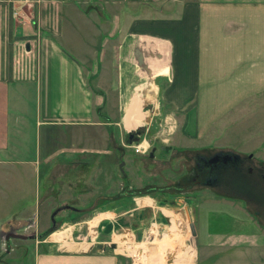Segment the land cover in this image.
I'll use <instances>...</instances> for the list:
<instances>
[{"label":"crops","instance_id":"1","mask_svg":"<svg viewBox=\"0 0 264 264\" xmlns=\"http://www.w3.org/2000/svg\"><path fill=\"white\" fill-rule=\"evenodd\" d=\"M92 32L97 47L90 46ZM257 97L260 136L248 142L259 146L264 170V0H0V176L9 209L12 193L34 178L44 179L39 208L76 193L90 206L107 201L109 192L92 195L100 186L96 162L111 147L122 156L125 135L129 142H136L129 136L144 138L165 113L175 123L169 145L182 148L183 131L198 138L214 134ZM256 182L248 184L254 196L243 212L230 210L236 202L208 201L209 212L190 223L196 231L191 241L183 234L184 212L193 207L183 198L167 203L140 195L129 211L110 207L99 213L100 221L124 229L123 217L137 214L135 236L147 213V229L164 232L162 240L173 243L163 244L167 255L180 248L175 264H264V202L255 197ZM40 211L15 218L38 226ZM238 225L244 230L236 231ZM54 233L50 239L59 245L37 239L29 264H121L127 251L119 245L122 251L99 250L96 244L109 239L97 241L93 234L75 241ZM131 244L139 258L147 257L146 242Z\"/></svg>","mask_w":264,"mask_h":264},{"label":"rangeland","instance_id":"2","mask_svg":"<svg viewBox=\"0 0 264 264\" xmlns=\"http://www.w3.org/2000/svg\"><path fill=\"white\" fill-rule=\"evenodd\" d=\"M96 6L98 7V5ZM90 19L92 20L90 23L98 24V18L91 17ZM93 36L96 40L90 46L95 47L98 38L97 34L92 32ZM259 107V98L252 99L248 102V109L238 111L236 116H233L228 124H225L224 128L219 129L214 134L210 132L204 138H198L183 131L182 148L177 144L169 145L171 136L175 134V123L172 119H167L168 115L165 113L160 114L154 118L146 136L136 141V143H140L144 139L149 141L150 148L145 153H138L130 146H123L124 154L122 156L119 150L113 147L109 149L111 152L105 151L99 154L100 158L96 162V170L99 172L100 186L92 195L96 197L108 192L109 194L105 197L107 201L100 200L93 206H90L92 203L87 204L83 198H79L81 194L76 193L71 198L65 200L61 198L59 204L53 208H39L38 203L36 206V199L42 194V187L45 185L43 178L41 181L39 178L38 181L34 178L31 181L25 179L22 186L20 185L21 189L19 186L18 192L12 193V209H9V193L3 185L5 179L0 176V207L4 206L0 208V264H29L35 256L36 249H38L37 239H39V243L46 239L50 244L59 245L58 242L52 240V234L66 229L67 238L71 237L75 241L90 240L92 234L97 235V241L103 238L109 239L107 240L108 243H117L114 236L127 238V242L119 240L116 248L122 251L118 247L119 245L127 250L123 252L125 256H122L121 264L177 263L180 257L178 258L176 255H179L180 248L175 246L173 254L170 257L167 255V252L163 250V244L169 246L173 243L162 240L164 232L158 231L155 234L152 230L147 229L150 220L147 213H142V224L139 225L140 230L136 231L135 236L131 229L138 219L137 214L134 217L131 215L123 217L124 221L121 223L124 225V229L117 223L116 228H114V223L111 220H102L97 224L96 233H93L90 230L89 221L100 216L99 213L109 210L110 207H117L116 211L119 213L130 209L135 204L134 199L140 195H154L158 199H164L167 203L177 202L178 198H183V200L189 201L193 207V212L191 210L184 212L188 223L185 224L183 234L191 241L193 234L188 225L191 226V222L199 223L201 216H203L202 213L207 214L209 212L208 209H205L208 201L236 202L237 208L230 210L243 212L242 205L246 202L245 200L254 196L249 194L248 184L251 181H257L254 194H256L255 197L258 201L264 202V178L262 177L264 170L261 165L263 162L258 157L259 146L249 145L248 142L250 137L255 139L260 136ZM129 130L137 131L134 127L129 128ZM195 137L198 139H194ZM127 142L129 140L125 135V145ZM153 149L155 152L154 156L151 157ZM131 153L138 154V157H132ZM218 153L221 155H238V158L237 160L232 158L227 163L220 162L221 160L218 163L204 162V158L209 160ZM252 153L255 156L250 157L249 155ZM156 154L159 155V160L155 159ZM152 174L157 175L153 176ZM109 177L116 182L113 190L110 188L111 180ZM120 183L123 185L122 189ZM17 197H20L19 201H15L14 198ZM90 199L93 200L94 197ZM65 206H72L73 208L68 207L54 215L58 208ZM23 211L29 213L40 211L41 223L37 226L33 224V219L28 224L17 223L18 219L15 216L20 215ZM262 222L264 224V219ZM237 227L239 228H236V231L244 230L243 225ZM10 233L23 234L26 235V238L13 237L8 235ZM33 233L36 234L33 235ZM111 233L113 238L110 237ZM140 242H146L148 245V250L145 253L148 260L143 256L139 258L138 253L131 251V243ZM20 258L22 259L20 260Z\"/></svg>","mask_w":264,"mask_h":264},{"label":"water","instance_id":"3","mask_svg":"<svg viewBox=\"0 0 264 264\" xmlns=\"http://www.w3.org/2000/svg\"><path fill=\"white\" fill-rule=\"evenodd\" d=\"M129 137H130V141H139V138H135V137H133V136H129ZM153 156H154V151L151 152V157H153ZM219 156H220V154H216L213 158H211L210 161H211V162H215V161L218 159ZM171 203H174V202L172 201ZM68 207L73 208L72 206H65V207L58 208V209L54 212V215H55L58 211L63 210V209H66V208H68ZM54 215H53V216H54ZM191 230H192V233L195 235V234H196V231H195V226H194L193 223L191 224ZM8 235L13 236V237L26 238V235H23V234L10 233V234H8ZM107 247H110V248L115 249V248H117V243H115V242H111V243H108V242H107V243L98 242V243L96 244V248L99 249V250H105Z\"/></svg>","mask_w":264,"mask_h":264},{"label":"bare ground","instance_id":"4","mask_svg":"<svg viewBox=\"0 0 264 264\" xmlns=\"http://www.w3.org/2000/svg\"><path fill=\"white\" fill-rule=\"evenodd\" d=\"M152 83V82H151ZM152 86L154 87V84L152 83ZM153 89H155V88H153ZM150 90V89H149ZM152 91H154V90H152ZM151 91V92H152ZM156 91H157V89H156ZM153 95V94H152ZM155 96V95H154ZM151 99H152V97H150ZM149 98V100H151ZM144 99V98H143ZM139 100V99H138ZM141 100V99H140ZM155 100V99H154ZM142 101V100H141ZM156 101V100H155ZM131 110V109H130ZM136 110V109H135ZM137 111V110H136ZM149 112V111H148ZM150 113V112H149ZM148 113V114H149ZM138 116V115H137ZM147 116V115H146ZM135 117H136V115H135ZM151 117V116H150ZM133 118H132V114L131 113H129L128 114V121L130 122V123H133V120H132ZM144 145H147V142H145L144 143ZM103 216L102 215H100V216H98V217H96V218H94L93 220H91V221H89V224H90V229H92V227H96V225L98 224V222L100 221V219L102 218ZM67 230V229H66ZM66 230H61V231H56L55 233H54V237L55 238H64V237H66L67 236V231ZM70 233H71V231H70Z\"/></svg>","mask_w":264,"mask_h":264},{"label":"built area","instance_id":"5","mask_svg":"<svg viewBox=\"0 0 264 264\" xmlns=\"http://www.w3.org/2000/svg\"><path fill=\"white\" fill-rule=\"evenodd\" d=\"M8 1L11 3H18V4H26L29 2V0H8ZM15 13H17V12H15ZM145 142H147V145H144ZM125 146L126 147L130 146V147L134 148L136 150V152H138V153H145L150 148L149 141H147L146 139H144V141H142L140 143L127 142Z\"/></svg>","mask_w":264,"mask_h":264},{"label":"flooded vegetation","instance_id":"6","mask_svg":"<svg viewBox=\"0 0 264 264\" xmlns=\"http://www.w3.org/2000/svg\"><path fill=\"white\" fill-rule=\"evenodd\" d=\"M218 154H220V153H218ZM232 158H234L235 160H237L238 157L236 156V158H235L234 156H231V155H228V154H226V155H221V154H220V156L218 157V159H217L215 162L218 163V162L221 160V161L227 163V162H229ZM210 160H211V159L207 160L206 158H204V162H205V163H209V162H211ZM221 161H220V162H221Z\"/></svg>","mask_w":264,"mask_h":264},{"label":"trees","instance_id":"7","mask_svg":"<svg viewBox=\"0 0 264 264\" xmlns=\"http://www.w3.org/2000/svg\"><path fill=\"white\" fill-rule=\"evenodd\" d=\"M235 157V156H234ZM236 158V157H235ZM222 162V161H221Z\"/></svg>","mask_w":264,"mask_h":264}]
</instances>
